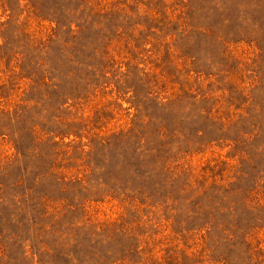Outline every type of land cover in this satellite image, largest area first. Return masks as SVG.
Wrapping results in <instances>:
<instances>
[{"label":"rangeland","instance_id":"rangeland-1","mask_svg":"<svg viewBox=\"0 0 264 264\" xmlns=\"http://www.w3.org/2000/svg\"><path fill=\"white\" fill-rule=\"evenodd\" d=\"M0 264H264V0H0Z\"/></svg>","mask_w":264,"mask_h":264}]
</instances>
